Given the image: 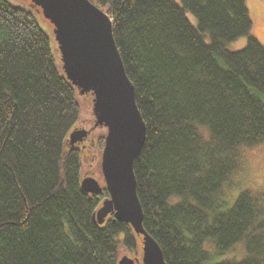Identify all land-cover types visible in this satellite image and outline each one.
Masks as SVG:
<instances>
[{
    "label": "trees",
    "instance_id": "16d2710c",
    "mask_svg": "<svg viewBox=\"0 0 264 264\" xmlns=\"http://www.w3.org/2000/svg\"><path fill=\"white\" fill-rule=\"evenodd\" d=\"M21 1L0 0V264L139 258L128 224L93 220L107 191L80 182L90 165L100 175L106 130L93 119L85 141L69 144L80 94L41 11ZM89 1L111 20L145 124L133 173L142 226L165 264H264V194L235 187L244 154L264 143V46L246 0Z\"/></svg>",
    "mask_w": 264,
    "mask_h": 264
},
{
    "label": "water",
    "instance_id": "95a60500",
    "mask_svg": "<svg viewBox=\"0 0 264 264\" xmlns=\"http://www.w3.org/2000/svg\"><path fill=\"white\" fill-rule=\"evenodd\" d=\"M53 25L54 40L66 79L80 95L91 94L94 128L106 130L100 153V177L84 176L83 192L108 197L93 215L101 225L108 216L128 224L141 237V255H122L118 264H165L157 242L142 226L143 212L136 193L133 162L145 141V124L135 102L112 33L111 20L89 0H30ZM90 129H75L71 146L85 141Z\"/></svg>",
    "mask_w": 264,
    "mask_h": 264
},
{
    "label": "rangeland",
    "instance_id": "374dc122",
    "mask_svg": "<svg viewBox=\"0 0 264 264\" xmlns=\"http://www.w3.org/2000/svg\"><path fill=\"white\" fill-rule=\"evenodd\" d=\"M7 1L11 5L19 7L23 6L24 3L21 0ZM175 1L177 2L178 0ZM246 5L252 23L251 35L254 36L260 42V44L264 46V1L246 0ZM35 17L40 29L50 38L52 47L56 49L55 51H57V44L54 41L53 35V25L43 17L41 12L36 13ZM188 19L192 24H195V20L192 16L188 15ZM245 44L246 38L242 37L237 41L228 44L227 48L229 51H238L242 49ZM78 101L82 109V121L81 126H79L78 129L84 128L89 130L92 124L91 122L94 119L92 115V103L90 96L87 97L84 95H78ZM95 168V165H90L86 169V174L84 176H92L94 178L100 177V175L98 176L99 171ZM235 181V187H239L240 189H251L254 192L264 194V143L261 146L249 150L244 154L242 168ZM235 187L230 191V196L234 195L236 191ZM231 256L240 258L242 253L241 251L236 250L231 253Z\"/></svg>",
    "mask_w": 264,
    "mask_h": 264
},
{
    "label": "flooded vegetation",
    "instance_id": "af4514ba",
    "mask_svg": "<svg viewBox=\"0 0 264 264\" xmlns=\"http://www.w3.org/2000/svg\"><path fill=\"white\" fill-rule=\"evenodd\" d=\"M89 94H87L86 96L88 97ZM90 100H91V96H90Z\"/></svg>",
    "mask_w": 264,
    "mask_h": 264
}]
</instances>
